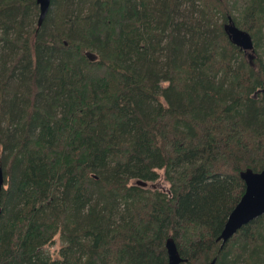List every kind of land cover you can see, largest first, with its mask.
<instances>
[{"label":"trees","instance_id":"trees-1","mask_svg":"<svg viewBox=\"0 0 264 264\" xmlns=\"http://www.w3.org/2000/svg\"><path fill=\"white\" fill-rule=\"evenodd\" d=\"M38 13L0 0V264H167L168 238L180 264H264V214L217 241L240 172L264 169V0H51L37 28ZM160 171L168 191L137 184Z\"/></svg>","mask_w":264,"mask_h":264},{"label":"water","instance_id":"water-1","mask_svg":"<svg viewBox=\"0 0 264 264\" xmlns=\"http://www.w3.org/2000/svg\"><path fill=\"white\" fill-rule=\"evenodd\" d=\"M51 0H36L38 6L37 28H39L48 14ZM223 31L232 45L247 53L248 58H253L254 46L251 36L238 29L229 18L223 25ZM240 179L244 183V193L240 200L229 214L227 221L221 231L217 241L221 242V247L235 236L240 229L258 219L264 214V169L259 173H254L250 169L240 172ZM138 185L145 187L146 184L138 181ZM5 185L3 170L0 167V203L1 191ZM1 215V205H0ZM167 254V264H180L181 259L176 244L172 238L165 241ZM211 264H215L212 261Z\"/></svg>","mask_w":264,"mask_h":264},{"label":"rangeland","instance_id":"rangeland-1","mask_svg":"<svg viewBox=\"0 0 264 264\" xmlns=\"http://www.w3.org/2000/svg\"><path fill=\"white\" fill-rule=\"evenodd\" d=\"M264 57V53L262 55ZM90 57L91 58H95L96 57V54L94 52H91L90 53ZM147 189H152V188H158L162 191H168L169 189V185L168 183L164 180L163 178V172L160 171L159 172V180L155 183H148L146 184L145 186ZM62 245V241L60 239V236L59 235H56L55 238H54V241L52 243V245H50L49 247L46 248V251L54 258L57 257V254H58V251L60 249Z\"/></svg>","mask_w":264,"mask_h":264},{"label":"flooded vegetation","instance_id":"flooded-vegetation-1","mask_svg":"<svg viewBox=\"0 0 264 264\" xmlns=\"http://www.w3.org/2000/svg\"><path fill=\"white\" fill-rule=\"evenodd\" d=\"M248 57V56H247Z\"/></svg>","mask_w":264,"mask_h":264}]
</instances>
